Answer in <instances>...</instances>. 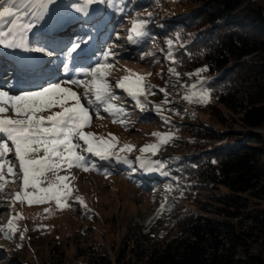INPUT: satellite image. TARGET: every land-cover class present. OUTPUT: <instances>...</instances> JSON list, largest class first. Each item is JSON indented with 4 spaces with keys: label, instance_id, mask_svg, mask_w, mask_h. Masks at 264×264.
<instances>
[{
    "label": "rangeland",
    "instance_id": "obj_1",
    "mask_svg": "<svg viewBox=\"0 0 264 264\" xmlns=\"http://www.w3.org/2000/svg\"><path fill=\"white\" fill-rule=\"evenodd\" d=\"M206 1L209 0H166L156 12H142L150 20H141L127 5L117 0H98L87 6V14L74 10L73 4H80L82 0H53L42 19L38 22L33 19L37 25L35 30H39L42 20L44 23H57L68 18L83 20L81 16L84 15L93 21L92 14L98 13L100 19L95 23L102 24L107 19L106 14L112 17L108 27L111 32L108 42L90 54V58L96 56L97 61L90 59L78 66L77 61H85V56L76 60L61 49L58 53L66 55V59L54 64L50 73L55 74V77L49 83H60V79L87 83L92 79L91 76L78 75L76 71L88 73L97 63L110 65L104 77L110 87V96L102 101L97 102L92 92L86 98L81 86H62L77 92L81 104L88 109L91 120L85 132L108 139L111 133L118 139L112 151L119 154L120 160L117 161L115 157L100 159L85 152L84 164L88 171L80 167L58 170V175L70 177L72 188L67 201L70 206L62 208H57L55 200L32 205L26 200H16L14 194L23 189L22 174L11 179L12 175L6 168L0 179V185L3 186L0 189V228L6 230L11 220L15 233L7 230L0 233V264H78L85 260L86 252L92 247L105 251L114 262L129 228L138 225L148 227L157 217L170 212V197L174 194L168 186L173 176L165 165H170L179 155L193 151L182 140L191 139L190 132L186 131L189 125L186 130L178 127L184 122H194L211 132L210 148L247 143L245 139L249 134H258L264 139V127H245L240 120L242 113L228 110L210 97L206 83L211 75L203 72L204 66L177 72L172 70L173 53L189 42L193 34L185 32L174 38H163L158 34L155 24L161 19L175 21L188 15L194 8L203 6ZM104 10L106 14L100 12ZM138 21H145L144 27L139 32L131 31ZM243 32L249 37L255 35L251 30ZM108 50L111 55L105 60L103 53ZM65 64L68 65L67 69ZM241 73L245 75V72L237 71L231 76L238 77ZM136 74L144 77L142 91H147L133 99L116 85L122 77H128L129 81L134 82ZM47 85L44 83L41 89ZM202 93L207 94L206 102L201 99ZM185 96H191L192 99L186 100ZM68 103L72 106L75 100L69 98ZM110 106L123 111H105ZM49 114L48 111L39 113L45 117ZM3 116L18 118L11 110ZM165 134L171 139L168 143L160 144L155 154L141 153L142 147L157 144L159 137ZM124 145H133L134 150L120 152ZM17 162L14 158L11 167H16L14 164ZM2 166L0 170H3ZM40 179L43 181L41 187H48L50 182H55L52 172ZM23 190L30 193L35 191L31 187ZM205 193L207 190H203L202 195ZM77 197L82 198L86 207L76 202ZM259 201L254 199L253 203ZM196 202L182 199L177 206L197 213L200 208ZM17 214L22 218L15 219Z\"/></svg>",
    "mask_w": 264,
    "mask_h": 264
},
{
    "label": "trees",
    "instance_id": "obj_2",
    "mask_svg": "<svg viewBox=\"0 0 264 264\" xmlns=\"http://www.w3.org/2000/svg\"><path fill=\"white\" fill-rule=\"evenodd\" d=\"M117 1L141 20H150L142 12H156L166 2ZM155 27L163 38L192 33L173 53L172 70L204 66L211 75L210 97L242 113L245 127H264V0H209ZM248 30L255 35L244 34ZM237 71L245 75L231 76ZM178 127L190 132L191 139L182 140L193 151L165 165L173 176L170 212L148 227L129 228L114 262L92 247L78 264H264V139L249 134L247 143L210 148L212 134L204 127L194 122ZM182 199L197 201L199 212L179 208Z\"/></svg>",
    "mask_w": 264,
    "mask_h": 264
},
{
    "label": "snow or ice",
    "instance_id": "obj_3",
    "mask_svg": "<svg viewBox=\"0 0 264 264\" xmlns=\"http://www.w3.org/2000/svg\"><path fill=\"white\" fill-rule=\"evenodd\" d=\"M95 2L98 0H82L80 4H73V7L75 11L87 14V6ZM51 3L53 0H0V28L4 27L6 21L8 24L6 30L0 31V45L6 48L25 47L27 33L35 27L33 19L36 22L42 19ZM25 20L28 22H24ZM145 23V21L134 23L131 31L139 32ZM86 43V40L72 43L68 49L69 55L77 52L81 44ZM36 51L43 52L45 49H36ZM46 54L51 55L50 52ZM110 55V50L103 53L105 60ZM67 67L68 65L65 64L66 69ZM109 67L110 65L107 63H97L90 72L82 73L91 76L92 79L87 83L80 80H67L62 83L81 86L84 88L86 98L88 93L92 92L97 102L102 101L105 97L110 96V87L104 79ZM143 80L144 77L138 74L135 75L134 82L129 81L128 77H122L116 86L124 89L135 99L147 91V89L142 91ZM206 96V93L201 94V99L205 102ZM5 98L9 102L7 105ZM69 98L75 100L74 105L69 106ZM111 98L115 99L114 96ZM184 99L191 100L192 97L185 96ZM9 107L13 115L18 118H7L0 115V162L7 159L14 150L15 159L19 162V172L22 174L23 189L28 187L35 189L31 193L23 189L21 192L15 193L16 200H26L29 205L55 200L57 208L70 206L67 203L72 192L70 177L58 175V170L80 167L84 171H88V167L84 164L86 157L83 153L85 152L100 159L115 157L117 161L120 160L119 154L112 151L118 144V139L111 133L108 134L110 138L108 139L98 137L92 132H85L84 129L90 126L89 111L81 104L77 92L62 86L61 83H52L38 91L24 92L20 95H9L7 92L0 91V114L6 113ZM56 108L61 110L53 111ZM112 110L123 111L115 106L105 108V111ZM44 111H48L50 114L46 117L39 115ZM119 122L124 123V121ZM170 139L169 135H162L157 144L145 145L140 151L141 153L155 154L160 144L168 143ZM133 150V145H124L120 148V152ZM159 166L162 167V165ZM7 172L13 176L17 175L12 167H8ZM48 172L53 173L55 182H50L48 187H41L43 181L40 178ZM2 178L0 175V179ZM2 187L0 185V189ZM76 202L86 207L82 198L77 197ZM161 209H163V205H161ZM45 211L47 212L48 209ZM14 218L22 217L17 214ZM6 230L15 233L11 220ZM6 230L0 228V233H5Z\"/></svg>",
    "mask_w": 264,
    "mask_h": 264
},
{
    "label": "bare ground",
    "instance_id": "obj_4",
    "mask_svg": "<svg viewBox=\"0 0 264 264\" xmlns=\"http://www.w3.org/2000/svg\"><path fill=\"white\" fill-rule=\"evenodd\" d=\"M61 11H63L64 13L65 10L62 8ZM61 11L59 12L56 11V12L61 13ZM100 12L106 14L105 10L104 12L103 11H100ZM92 15L94 17L93 21L89 20L87 16L83 17L84 16L83 15L81 16V19L83 20H80V18L79 19L77 18L76 20H74L75 18H72V19L68 18V19L59 20L57 23L56 22L55 23H44V21L42 20L43 24H41L40 22L41 26L39 30H35V28L33 27L31 31L27 33V37L25 40L26 46L20 47L24 51L26 56L33 57L30 60L26 61L29 65H35L31 68L33 69L32 73L30 74V72H28L31 76L29 82L25 86H15L12 89H7L5 85L0 83V91L7 92L9 93V95H20L24 92L38 91L41 89L44 83L45 84L47 83L48 85L52 84L49 82L52 77H55V74L50 73V72L53 69V66L56 62L62 61L64 58L66 59V55L58 53V49H60L61 47H59L57 50H55L51 55L47 56L46 58L42 57L39 52H35V53L32 52L30 48L31 44L34 45L35 47L43 46L42 43L44 41L42 40V35L44 34H48L46 38L52 37L54 40L62 42V43L67 42V41L69 42L73 39L78 40L79 37L78 38L75 37L77 33L76 27L79 26L80 24H87L89 28L91 29V31H94L96 34H92L91 40L87 41L86 44H83L80 47V49H78L77 52L74 53V59L78 60L79 57L85 56L84 57L85 61H81V60L77 61L78 66H82L83 64L88 62L90 59L96 62L98 58H96V56H94V58H90L92 56L90 54L92 53L94 54V52L98 49L97 48L98 46H104L108 42V38L111 34V32H109L108 30V27L111 24L112 17L109 14H106L107 19H105L102 22V24H97L95 22H97L100 19V14L94 13ZM24 22H28V20H25ZM33 22L36 25V22L35 21ZM7 27H8V24L6 21L4 24V27L0 28V31L6 30ZM88 34L86 36H88ZM105 35L107 38L103 39L102 37H104ZM3 59H6V57H4ZM28 71H30V69H28ZM76 73L78 75H81L83 72L76 71ZM60 81H61L60 83L63 84L62 82H64L65 80L60 79ZM5 104L6 105L9 104L6 98H5ZM9 110H11L10 107H9ZM9 110L6 113H8ZM40 114H42V112ZM0 115H3V114H0ZM14 158L15 156H14V150H13V152L9 154L7 159H5L3 162H0V165L1 164L3 165L2 166L3 170H0V175H3L4 170L6 168L12 166L11 162L13 161ZM14 166H16V167H12L14 171L15 172L19 171V162L15 163ZM20 174H21L20 172H17L16 176L12 175L10 178L12 179L14 177H17L18 175L20 176Z\"/></svg>",
    "mask_w": 264,
    "mask_h": 264
}]
</instances>
